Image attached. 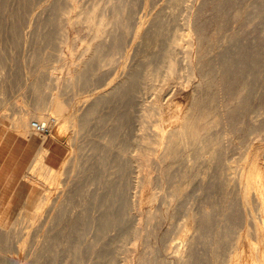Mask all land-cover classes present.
I'll use <instances>...</instances> for the list:
<instances>
[{"label":"rangeland","instance_id":"obj_1","mask_svg":"<svg viewBox=\"0 0 264 264\" xmlns=\"http://www.w3.org/2000/svg\"><path fill=\"white\" fill-rule=\"evenodd\" d=\"M19 1L22 3L20 4ZM99 1V5H102L100 7L101 11H107L108 9H110L109 5L111 6L115 3L112 2L115 0ZM126 1L128 2L127 4L130 5H127L128 10L126 11L124 18V23L127 26V35L125 34L124 36V39H126V45L124 46L125 51H123V57L121 56L120 58L119 55L116 56V59L119 56V59L117 60L120 64H118L117 61V63L114 65V69L113 67H106L97 72L94 77H92L93 82L91 86L93 88L98 86H100L101 88L102 86H105L104 88H106V85L109 84L113 80V78L115 79V77L119 76L120 73L122 74L123 72L129 70L130 67H132V69L135 67L133 71L136 72L137 70V74L142 77L143 74L148 70L156 69V67L162 60L161 58H163V55H165L167 50L169 49L171 40L181 33L180 31H182L185 22L190 19L193 27L196 28L199 32L201 45L199 46V48H197L198 50H195L194 59H196L195 61H200V66L194 70V78L190 80L191 82H188L185 76L186 72H184L186 60L182 52H177L175 50V61L177 63L175 68L177 67V72H175L170 82L161 90L162 92L157 91L155 88V86H158V82H146L145 80H142V93L140 102L142 103L143 108L142 113L146 116H143L142 118V124L144 126L143 134L147 133L146 136L148 135L147 137H149V139L153 138V131L155 130V125L157 124L158 120L157 113L159 107L166 108L168 106L174 107L175 105L179 107H186V105H189L191 103V97L196 96V99L198 97V99L196 100L197 102H203V106H207L205 107V109L208 111L206 112L209 115L210 119L212 118L211 120L213 121L216 120L210 132H212L213 136L215 137L219 135L221 136V139L223 140L222 142L220 141V146L223 147L220 148L219 146V148H217L215 145L214 149H212L211 147H209L210 149L206 148L205 150H203L205 153L203 151L201 152L202 154L204 153L203 155L200 154L201 156H199V151L194 152L192 150L190 153L193 156L195 153H198L197 155L195 154L196 156H198V158L195 156L192 157V155H190L189 153L188 155H190V157L188 158L192 157L191 160L188 158L187 160L186 158L176 160L177 162L174 163V167L176 169L171 166V169H166L167 172L166 170L164 171V174H167V179H165L166 183L164 182L163 185L154 184L156 183L155 178L158 173L154 170L152 164L146 165V168L144 167L145 170L143 168L140 174L132 175L133 179H138L146 172L143 176L148 175L149 177H151L152 185H150V188H154L155 190L153 191H155L156 193V201L154 202L152 208L156 209L158 206L161 207L164 204L163 206L165 207V212L168 211L166 212L167 214L164 212L165 215L163 213V215L159 216L158 218L152 219L151 221H146L145 219L147 209L142 208L143 210H138V208H136V211L130 212L129 215H127L125 218V220L129 222V224H127L126 222L123 228L121 227V225L118 227L116 226L115 229H112L110 233L105 237L103 235L101 236L99 232L98 236L94 238L97 239L100 237V240L97 239L95 240V242L93 240V236L95 235L90 232V230L86 229L88 228V226L83 225L84 228H82L81 224L79 225L80 227H76L77 229L71 228V224L69 222L72 219H69V221L66 219L62 220L60 224H63L64 226L62 225L61 227L59 225L58 227H56L57 230L54 228L51 235L52 238H57V236L60 238L61 236V241H68L67 239H69V242L71 244L69 242L68 244L72 247L76 246L75 248L78 251V259L76 260V264H100L101 262L103 264H138L141 259L142 261L145 259L143 261L144 264H179L174 250L182 248L181 235L183 233L182 227L184 225V222L187 221L186 219H188L190 215L198 213V215L201 216V210L204 208V210L209 214L207 215V220L204 219V229H199V232L193 231L190 233L194 236L192 248L193 257L195 255L196 257H194L195 259L192 257L193 260L191 258L192 261L189 260V262L192 264H210V256L212 253L216 255L217 260H220L224 256V254L230 250L229 242H226V239H224L223 237L226 229H229L231 238H233L238 233L244 234L247 231H253V229L250 228L252 227L251 220H249L245 216V214L241 212V210L239 211L237 209L238 206H236V203H233L234 201H236L234 200V197L228 196V199L227 197H225L227 196L226 192L224 189L222 190L223 185L218 177L220 176V167L222 168V164H224V161L230 166L229 173L231 175L229 174L228 178L232 177V179L235 178V180L238 179V175V177H240L247 174V171H249L255 164L259 165L261 168H264V0H182V2L181 0ZM90 2L91 0H74V5L76 4L75 6L77 7L82 5L87 6ZM70 3L69 0H0V63H2L0 64V85L2 84L0 87V90H2L0 91V214L4 212V203L8 202L10 206L9 209H7L8 211L6 210V212L8 213L10 218L17 224L14 225L12 229H6L10 232V234H8L10 238H8L7 236L8 240L5 237L3 238L1 236L2 234L0 235V242H2L0 244H4L3 242L7 240V243L5 242V244L7 247H9L8 249L10 250V252L13 253V258H16L17 260L20 259L22 261H27L29 259V254H31L33 249L35 248L36 242L41 239V237L43 236V232L45 233L46 231L45 229H39L38 226L36 227V225H38L37 223L30 222L29 220H26V218H23L24 216H22V214H24L25 212V205L31 198L36 197L37 193L38 196H48V198H52V201H58V199L63 196L65 187L61 185L59 187V190H55L53 186L49 185V183H43L44 180L42 181V178H37V180L34 181V178L31 177L33 173H30L29 171V166L31 165L19 170L18 168H15L13 160H10L8 162L3 161V156L17 151L16 148H13V142L16 140L17 136L23 138L25 137L22 136L23 134L20 135L12 129V124L14 123V121L19 116L24 114H26L31 120H35L36 111L35 102H33V99H35V93L32 88V80H41L43 83L40 84L43 85V87H48L51 84L49 78L46 75L48 72H51L53 70L56 75L58 74L57 76L59 77V79L63 81L67 77L68 63L70 62L69 60H67L69 56L66 57V55L68 54V52H70L72 53V55L74 53V56L77 55L78 57L82 53V50L86 42L88 41L89 34L88 30L86 29V25H79V23L73 22L64 27V30L66 29V47H63L64 50H61L62 52L57 51L59 53L58 55L56 54V52L54 53L55 48L57 47L56 50L58 49L59 36L57 35H59L60 33V25L58 24V21L60 20L59 15L61 10L64 9V7L68 6V4L70 5ZM15 33L17 34L16 36ZM142 34H149L147 35V38L146 36H142L144 39H146L147 43L143 38H141ZM139 39H142L143 42ZM140 42H142L143 45ZM69 45H71V47ZM63 51L67 52V54ZM161 53H163V55ZM260 53H262V55ZM34 55H36V58ZM59 55H61V59L59 58ZM78 62L79 59L74 63L76 64ZM95 62L96 61H92L91 65H94ZM252 63L254 65H252ZM1 65L3 70H1ZM123 66L126 69H121V67L123 68ZM199 71H201V73ZM3 74L4 77L6 76L9 79H7L6 77H2ZM20 74H22V76ZM110 74L116 75L115 77L112 76V78ZM243 74L245 78L243 77ZM108 76L111 77V79H109L110 81L108 80ZM105 77L107 78V80ZM212 77L213 81L211 79ZM4 79H6L8 82H5L6 80ZM209 82H213L211 86ZM41 85H39L40 90L41 88L43 89ZM206 86L208 87V89H210L208 90ZM246 90L248 93L246 92ZM47 92L48 91L46 89L45 93ZM86 93L89 94L88 92ZM198 93L200 96L198 95ZM38 95L40 96V93ZM44 95H42L41 97L44 98L47 96V94ZM70 95V93H65L63 98L65 96L68 98V96ZM83 96L85 95L83 94ZM66 97L64 98L65 100L67 99ZM74 98L75 103H77V105L74 104L76 105V107L74 106V108L79 111V114L81 112V109L84 108L83 104L81 103L84 98L76 96ZM156 104H158L159 106L157 105L158 107H156ZM225 105H228L229 109H224ZM152 107H156V109H158L156 110L154 108L156 110L155 111ZM105 108H103L104 111L102 109L103 112H101V114L103 113V115L104 113L106 114V111L108 112V110H105ZM133 108L135 109L134 111H136L137 107L135 101L133 102ZM33 113H35V116L33 115ZM135 115L136 114H133L134 117ZM134 117H132L131 120V122L134 121L133 123H131L133 133H129L130 138L132 139L130 140L128 138L129 141L126 142V135L123 134V137L121 134L119 135L120 137L118 136L119 139L117 138V141L120 142V140H124L129 145L134 142L133 137L136 133L134 131V128L136 127L135 119H133ZM217 121L219 122L218 124ZM95 123L97 122H92V126L96 125ZM102 127L104 128L103 124L100 127V123H97L96 130L91 127L92 129L88 131L89 134L87 133V131L84 133L80 130V128H77V131L79 130L77 136L81 141L85 135H88L92 138L95 135L99 134L100 131H102L98 130L100 128L103 129ZM28 134L29 135H26L25 138L36 139L45 148L51 146L53 151L52 154L56 155L60 159L59 164L63 159H67L68 155H71V157H73V154L76 153V149H73V152L72 149H69V147L67 146L68 143H66L67 141H65V139L64 141H53L50 138L49 133L45 138L43 137V139L39 135H36L32 132L28 131ZM71 134L73 135V133H70V136ZM79 140L76 142H79L81 144L82 142H80ZM79 143H77V145H80ZM134 144L132 143V148H134ZM212 151L215 152L213 153L214 155H211ZM86 152V154H90V151ZM86 154H84V157L86 156ZM76 156L77 159H75L74 164L69 163L65 168V173H68L61 177L62 181H66L67 178L72 179V177L74 178L77 175L81 165H79L81 156L79 157V153L76 154ZM154 156L155 155H153V158ZM105 157L107 158L103 157L102 160H106L101 161L102 165L103 162L104 165L107 163L104 170H102V168H97L98 170H100L99 172L97 169H94V171L92 170L93 175L91 173V176L87 177V175H85L84 177L86 181L94 182V185H92V187L89 186L90 190H93V188L95 190V187L97 186L100 179L103 181L105 180L103 179V176H107L106 179L110 178L109 174L112 169L110 168L111 165L109 162L111 158H109L110 156L108 155H105ZM199 157H201V159ZM210 158H213V164L209 163L208 165V162H205V164L204 161H208ZM182 160L183 162H181ZM253 162L256 163L253 164ZM44 164L49 167L45 162ZM59 164L57 165V168L59 167ZM75 165L77 166L75 167ZM177 165L180 167V169ZM106 166L109 168L107 169ZM185 166H187V168ZM188 166L192 167L189 168ZM211 167L213 168L211 169ZM172 168L174 170H172ZM178 170H180L181 173ZM27 171H29V173ZM189 171L191 172V174ZM262 171H264V169H262ZM179 173L181 174V177L177 176ZM95 174L97 176H103H101V178L100 176L97 178ZM171 174L174 176L171 177ZM183 174H187L186 177ZM198 174L200 176H198ZM168 175L170 178L168 177ZM216 175L219 176L213 177ZM175 176H177L179 179ZM190 176H194L195 178L193 177V179ZM175 178L178 181H181V179L183 178V183L182 181H176ZM215 178L217 181L219 180L218 182L220 184H218ZM199 180L201 182H199ZM212 182H217L215 183L216 186L212 184ZM153 185H156V188ZM170 185L173 187V190L172 187L169 188ZM157 186L159 188H157ZM218 186L219 188H217ZM175 189L177 190L175 191ZM47 190H51V192H48ZM75 190H77V193L74 196L75 203L78 202V199L81 200V198L88 202H91L90 195L81 193L79 191L80 188L78 187L75 188ZM137 191L138 189H133L131 192L132 195H136L134 199H137ZM171 191H173L174 193H172ZM168 192L172 195L168 194ZM176 192H178V195L176 194ZM166 194L168 196H166ZM88 196L90 199L88 198ZM166 197L168 198L166 199ZM253 198L254 196L252 195V214L253 216H255V218H257L256 220L259 221V216L257 213L258 211L257 209H255L256 206ZM229 199L231 202L229 201ZM223 202L225 203V205H223ZM230 203H233L230 206L232 210H230V212L232 213L230 214V216L229 214H227L228 217H226L227 210L225 208L226 205ZM166 205H168V207ZM235 208L237 210H235ZM78 210L79 209H76V211ZM190 210H192L193 212L195 211V213L193 214V212H190ZM75 218L76 216L73 217V219ZM247 219L249 220V222ZM142 220H144L145 222ZM18 221L20 223H18ZM132 221L135 223H133ZM137 221H140L142 223L141 228L133 229V227L130 225H132L131 223L138 225ZM206 221H208L209 223ZM65 222L67 224H65ZM248 228L250 229L248 230ZM69 233L70 238L72 237L71 239L69 238ZM73 234L77 235L74 237ZM63 235H65V238H63ZM73 238L75 239V241ZM91 242L93 243L90 245ZM212 242L213 245H211ZM56 243L57 242H55L54 244L56 245ZM54 244L52 250H54ZM55 248L57 249H55L52 254L56 253V257H62L60 259L56 258L54 262L55 264H63L64 261H66V259L64 258L66 251L64 250L63 246H55ZM182 249H184V247ZM103 256H105L107 260L105 258L102 259Z\"/></svg>","mask_w":264,"mask_h":264},{"label":"bare ground","instance_id":"obj_2","mask_svg":"<svg viewBox=\"0 0 264 264\" xmlns=\"http://www.w3.org/2000/svg\"><path fill=\"white\" fill-rule=\"evenodd\" d=\"M99 2H100L99 0H91V2L87 6L82 5V6L77 7V6H75L76 4L74 5V0H69L70 5L68 4V6L64 7V9L61 10L60 15H59L60 20L58 21V24L60 25V27H59L60 33H59V35L56 34L57 36H59L58 49L56 50V48H57L56 47L55 48L56 51L54 50V53L56 52V54L58 55L59 54L58 52L61 50H64L63 47L64 48L66 47V44H67L65 41L66 40V35H65L66 29L64 30V27L66 25L73 23V22L79 23V25L80 24L86 25V27H87L86 29L88 30V34H89L88 41L86 42V44L82 50V53L78 57H77V55L74 56L75 55L74 53L72 55V53H70V52H68V54H67V52L63 51L67 54L66 57L69 56L67 60L70 61V62L67 61V62H69L68 68H67V77L63 81H61V79H59V77L57 76L58 74L56 75L53 72V70L51 72H48L46 75L49 78L50 84H51L48 87L47 86L43 87V85H41L43 83L41 80H34V81L32 80L33 84L32 83L31 84L33 85L32 88H33V91L35 93V97H34L35 99H33V98L32 99H33V102H35L36 116L34 115L35 113H33V115L35 116L36 121L31 120L26 114H24V115L19 116L14 121V123L12 124V129L15 130L20 135L23 134L22 136H25V137H26V135H29L28 131L34 133L31 129V123L33 121L38 122L41 125H45V127L48 129L49 136L53 141H61V140L64 141V139H65V141H67L66 143H68L67 146L69 147L70 150L72 149V152H73V149H76L75 150L76 153H74L75 156L78 153H79V157L81 156L80 157L81 160L79 163V165L81 164L80 168L78 170L77 175L74 178L73 177H72V179L67 178L69 180L66 179V181H62L61 177L64 176L66 173H68V172L65 173V171H66L65 168L68 166L69 163L74 164V161H75V159H77V156L75 157L74 154L71 153V154H73L74 158L71 157V155L70 156L68 155L67 159H63L61 161L58 168L53 169V168L47 167L44 164L43 159L47 155L48 150L44 146H42V144H41V147L39 145L40 148L38 147L39 150L37 149V152L35 153L36 154L35 158L32 160L33 162L31 164V166H29V171H30V173H33V174L32 175L29 174V175H31V177L34 178L33 179L34 181H36L37 178H42V181L44 180L43 183L44 182L49 183V185L53 186V188L55 190H57V189L59 190V187L61 185L63 187H65V190L63 191L64 192L63 196L60 199L57 198L58 201L57 200L52 201V198H48V196L47 197L38 196V193H37L36 197L31 198L28 203L26 202L27 204L24 207L25 212H24V214H22V216H24L23 218L24 219L26 218V220H29L30 222L37 223L38 225H36V227L38 226L39 229H45L46 230L45 233L43 232V236L41 237V239L36 242L35 248L33 249L32 253L29 254L30 257L27 256L29 258L27 261H22L20 259L17 260L16 258H13V255H12L13 253L10 252V250L8 249L9 247H7L5 244V242L8 240V238H10V236H8V234H10V232L7 231L6 229H12V227L14 225H17V224L14 220H12L10 218V216L6 212V210L9 209L10 204L8 202L4 203V205H3L4 212H2L0 214V235L2 234L1 236L3 238L4 237L7 238V236H8V238L5 242H3L4 244H0V264H55V262H54L55 259L56 258L60 259L62 257V256L56 257V255H57L56 253H55L56 255L52 254V252L55 249H57V248H55V246H63L64 250L66 251V254L64 253L65 254L64 258L66 259V261H64L63 264H76V262H77L76 260L78 259L77 258L78 251L75 248L76 246L75 247L70 246L68 244L69 239H67L68 241H65V240L61 241L60 240L62 238L61 236H60V238L58 236H57V238H54V237L52 238V235H51L54 228L56 229V227H58L59 225L62 227L63 224H60L62 220L66 219L69 221V219H72L69 222L71 224L70 225L71 228H76L81 224H82L81 225L82 228H84L83 225L88 226V228H86V229L90 230V232H92L95 235V236H93V238H94V237L98 236L99 232H100L101 236L102 235L104 237L107 236L112 229H115L116 226L118 227L121 225V227L123 228V226H125V224L127 222L125 220L126 216L129 215L130 212L136 211L135 210L136 208H138V210H141L142 208L147 209L146 210V219H145L146 221L147 220L151 221L152 219L158 218L159 216L163 215V213L165 212V207L163 206L164 205L163 204L161 207L158 206L159 208L158 207L156 209L154 208L155 210L152 208L154 202L156 201V193H155V191H153V190H155L154 188H150V185H152L151 177H149L148 175L143 176L146 172L143 175L141 174L143 177L142 176L140 178L137 177L138 179H133L132 175L133 174H140V172L143 170V168L146 165L152 164L154 170L157 171V173H158L156 178H155L156 183H154V184H156V185L162 184L163 185V183L165 182V179H167L166 178L167 174L165 175L164 171L168 168L171 169V166L174 167L175 166L174 163L177 162L176 160L183 159V158H186V160H187V158L190 157V155H192L190 153L192 150L194 152L199 151V156H201L205 153L203 150H205L206 148L211 147L212 149H214L215 145L217 148H219L220 141L222 142V140H223V139H221L220 135L215 137V136H213V133L210 132L212 130L213 124H215L216 120L213 121V120H211L212 118L210 119L209 115L207 114L208 111L205 109V107H207V106L204 107L202 104L203 102L202 103L197 102L196 100L198 99V97L196 99V96L195 97L190 96L191 97V103L189 105H186V107L185 106L179 107V106L175 105L174 107L168 106L166 108H163V107H159V109L157 108L158 109V113H157L158 120H157V124L155 125V130L153 131L154 134L152 133L153 138L149 139V137H147L148 135L146 136L147 133L143 134L144 126L142 124V118L145 115H143V113H142L143 108H142V103L140 102L141 93H142L141 92L142 91L141 90L142 89V87H141L142 86V80H145L146 82L147 81L156 82V83L158 82V86H155V88L157 91H161L170 82V80L174 76L175 72H177L176 71L177 67L175 68V66L177 64L175 61V54H174L175 50L177 52L178 51L182 52L183 56L186 60V66H185L184 72H186L185 76H186L188 82L192 78H194L193 72L196 68H198L200 66V61H195L196 59H194V52L201 45L199 32L196 28L193 27L191 20L188 18H186V19H188L187 21L185 20L186 22H185L184 27L182 28V31H180L181 33L171 40V43L169 45V49L167 50L166 54L163 55V53H161L163 55V58H161L162 59L161 62L159 60L160 63L158 64L156 69H154V70L151 69L152 71L148 70L147 72H145L143 74V77H142V76H139L137 74L136 69H135L136 72L133 71V69L135 67L133 69H132V67H130V69H132V70L129 69V70L123 72L122 74L120 73V75L118 74L119 76H117V77H115L116 74L115 75L110 74L111 77L114 76L115 79L112 77L113 80L109 84L106 85V88H104L105 86L104 87L102 86L103 88L102 87L100 88V86H98V87L94 86L95 88H93L91 86L92 82H93L92 77H94V75L97 72L102 70V68H106V67L112 68L113 67V69H114V65L117 63V61H118L117 59H119L118 57L119 56H120V58H121V56L123 57V53H124L123 51H125L124 46L126 45V43H125L126 39H124V36L127 32V26L124 23V21H125L124 18H125L126 11L128 10V7H127L128 2L126 0L112 1L115 3L112 4L111 6L109 5L110 9H108L107 11H105V10L101 11L100 7L102 5H99ZM181 2H182V0H181ZM21 3L22 2H20V4ZM129 3H130V1H129ZM104 7H106V6H104ZM107 7H108V5H107ZM129 17H130V15H129ZM14 20H15V18H14ZM50 20H51V18H50ZM42 24H44V23H42ZM156 24H157V22H156ZM163 25H164V23H163ZM46 26H47V24H46ZM13 28H11V29H13ZM157 30H158V27H157ZM147 31H149V30H147ZM17 32H19V31H17ZM200 32H201V30H200ZM12 33H13V31H12ZM16 35L17 34L15 33V36ZM147 35H149V34H147ZM147 35L142 34L141 38H143L142 36H146V38H147ZM35 38H36V36H35ZM202 38H204V37H202ZM139 40L143 42L142 39H139ZM144 40L146 41V39H144ZM145 41H144V44H145ZM148 41H149V38H148ZM53 42H54V40H53ZM142 42H140V43L142 44ZM146 43H147V41H146ZM138 45H139V43H138ZM48 46H49V43H48ZM69 46L71 47V45H69ZM69 49H68V51H69ZM72 50H74V49H72ZM72 50H71V52H72ZM143 50H146V49H143ZM224 52H225V50H224ZM65 53H62V54H65ZM260 54L262 55V53H260ZM36 55H34L35 58H36ZM117 55H119V56L116 59ZM41 56H42V54H41ZM60 57H61V55H59V58ZM229 58H231V57H229ZM78 59H79V62L75 64L74 62L77 61ZM44 61H46V60H44ZM92 61H96L94 65H91ZM231 62H233V61H231ZM183 63H184V61H183ZM0 64H2V63H0ZM118 64H120L119 61H118ZM124 65H126V64H124ZM252 65H254V64L252 63ZM154 68H155V66H154ZM121 69H126V68H124V66H123V68L121 67ZM149 69H150V67H149ZM1 70H3L2 65H1ZM201 71H199V72L201 73ZM215 72H216V70H215ZM204 73H203V75H204ZM20 75L22 76V74H20ZM105 75H107V74H105ZM200 76H202V75H200ZM251 76H252V74H251ZM2 77H4V74ZM111 77H109L108 80L111 79ZM243 77H244V74H243ZM7 79H9V78H7ZM10 79H13V78H10ZM37 79H38V77H37ZM200 79H202V78H200ZM211 79L213 81V77ZM211 79H209V80H211ZM4 80H6V79H4ZM106 80H107V78H106ZM0 81H1V78H0ZM5 82H8V81L6 80ZM22 82H23V80H22ZM1 83H3V82H1ZM204 83H205V81H204ZM212 83L213 82L210 83V86ZM38 84L41 85V87H43V89L41 88V90H40ZM1 85H0V87H1ZM46 89L48 91L47 93H45ZM207 89H208V87H207ZM0 91H2V90H0ZM86 92H88L89 94H87ZM246 92H247V90H246ZM39 93H40V96L38 95ZM43 93L47 94V96L44 98L41 97L42 95H44ZM65 93L71 94L70 96H68V98L65 96L67 98L66 100L64 99L65 97L63 98ZM158 93H160V92H158ZM83 94L85 96H83ZM198 95H199V93H198ZM75 96L84 98L83 101L81 102L83 104L84 108L82 107L83 109H81V112L79 114H78L79 111L76 108H74V106L76 107V105H77V103H75V101H74ZM204 96H205V94H204ZM134 101L136 102V107H137L136 111H134L135 109L133 108V102ZM200 101H201V99H200ZM237 102H238V99H237ZM239 102H240V100H239ZM74 104H76V105H74ZM157 105L158 104H156V107L159 106V105L158 106ZM156 107H154V108L156 109ZM228 107H229L228 105L227 106L225 105L224 109L227 110V109H229ZM103 108H105V110L106 109L108 110V112L106 111V114L104 113V115H103V113L101 114V112L104 111ZM102 109H103V111H102ZM226 110H224V111H226ZM133 114H136L135 117L133 116ZM132 117H134L133 119H135V123H136V127L134 128L135 129L134 131L136 133L134 134V137H133L134 142H132L133 144L135 143L133 145L134 148H132V143H131V145L126 143L127 141H129V139L130 140L132 139V138H130V135H129V133H131V134L133 133L132 132L133 129L131 128V123H133L134 121L131 122ZM94 121L97 123H100V127L102 124L104 125V128L102 127L103 129L97 128L98 130H102V131H100L99 134L95 135L92 138L89 137L88 135L84 136V134H83L84 137L81 136V137H83L82 141L79 140V137L77 136V133L79 130L77 131V128H80V130L83 131L84 133L86 131L88 133V131L90 129H92L91 127H93V129L96 130L97 123H95L96 125L92 126V122H94ZM218 123L219 122L217 121V124ZM7 127H10V126H7ZM70 133H73V135L71 134V136H70ZM34 134H36V133H34ZM121 134H122V136H123V134L126 135L125 136L127 139L126 142L124 140H122V141L120 140V142L117 141L119 139L118 136ZM29 137H32V136H29ZM43 137L45 138L46 136H43ZM43 137H42V139H43ZM77 137H78V139H77ZM78 140L82 143L80 144L79 142H76ZM75 143H76V145H75ZM77 143H79L80 145H77ZM221 147H223V146H220V148ZM222 149H224V148H222ZM86 151H90V154L89 153L86 154L87 153ZM202 151L204 152L203 154L201 153ZM215 152H217V151H215ZM215 152L212 151L211 155H214L213 153H215ZM80 153H81V155H80ZM189 153H190V155H188ZM206 153H207V151H206ZM84 154H86L85 157H84ZM195 154L197 155L198 153H195ZM195 154H194V156L198 158V156H196ZM105 155H108V156H110L109 158H111L110 162H109L111 165L110 168L112 169V171L109 174L110 178L106 179L107 176L105 177V176L101 175V176H103V179H105V180L103 181L100 179L101 181L99 180L97 186L95 187V190H94V188H93V190H90L89 186L92 187V185H94V182L86 181L84 177H85V175H87V177L91 176V173L94 171V169L102 168V170H104L105 165L107 163L104 165V162H103V165H104L103 166L101 161L106 160V159L102 160L103 157L107 158V157H105ZM153 155H155L154 158H153ZM194 156L192 155V157H194ZM192 157L188 158V159L191 160ZM216 157H217V155H216ZM199 158L201 159V157H199ZM213 158H210L211 160L207 159L208 161H204V163L208 162V165H209V163L213 164V162H212ZM181 162H183V160ZM187 163H188V161H187ZM216 163H214V164H216ZM254 163H256V162H253V164ZM70 166H72V165H70ZM76 166L77 165H75V167ZM205 166H207V165H205ZM185 167L187 168V166H185ZM188 167L191 168L192 166L191 167L188 166ZM108 168L109 167H107V169ZM145 168H144V170H145ZM212 168L213 167H211V169ZM70 169H71V167H70ZM179 169H180V167H179ZM182 169H183V167H182ZM182 169H181V172H182ZM262 169H264V168H261L259 165L255 164L249 171H247V174H245L244 176H240V177H238L239 176L238 175L237 176L238 179L235 180V178L232 179V177L228 178V175L230 174L229 173L230 172V166L227 163H225V161H224V164H222V168L220 167L221 171L219 170L220 176L219 175L213 176V177L219 176L218 178L223 185L222 190L224 189L226 192V195H227L225 197H227V199H228V196L234 197V200H236V201L233 200L234 201L233 203H236V206H238L237 209L239 211L241 210V212H243L245 214V216L249 220H251L252 227H250V228H252L253 231L252 230H251V232L247 231L244 234L238 233L233 238H231L230 234H229V229H226L223 237H224V239H226V242L227 241L229 242L230 250L227 251L220 260H217L216 255L214 253H212L210 256V264H264V171H262ZM172 170H174V169L172 168ZM216 170H214V171H216ZM29 171H27V172L29 173ZM98 171L100 172V170H98ZM146 171H147V169H146ZM178 171L180 172V170H178ZM166 172H167V170H166ZM150 173H151V171H150ZM180 173L178 175L177 174H175V175L181 177ZM184 173H186V172H184ZM194 173H196V172H194ZM187 174H183V175H185V177H186ZM190 174H191V172H190ZM239 174H240V172H239ZM92 175H93V173H92ZM169 175H168V177H169ZM99 176H97V178ZM101 176H100V178H101ZM173 176L174 175L171 174V177H173ZM177 176H175V177L178 178ZM198 176H200V175L198 174ZM24 177H25V175H24ZM153 177H155V176H153ZM193 177H191V178H193ZM182 179H181V181H182ZM187 179H188V177H187ZM215 180H216V178H215ZM176 181H178V180L176 179ZM201 181H202V179H201ZM201 181L199 180V182H201ZM217 182H215V183H217ZM182 183H183V181H182ZM187 183H188V181H187ZM215 183L212 182V184H214L216 186ZM218 184H220V183L218 182ZM49 185H47V186H49ZM156 185L155 186L153 185V186L156 188ZM178 186H181V185H178ZM77 187L80 188L79 191L81 193H84V194L91 196V199L88 196V198L91 200V202H88L82 198H81V200H79L77 198L79 203L78 202L75 203L74 196L77 193V190H75V188H77ZM171 187L172 186L170 185L169 188H171ZM157 188H159V187L157 186ZM160 188H161V186H160ZM217 188H219V186ZM133 189H138L137 199H134V197H136V195L134 193H133L134 195H132V193H131ZM172 190H173V187H172ZM176 190L177 189H175V191ZM48 192H51V190H49ZM171 192L174 193L173 191H171ZM177 193L178 192H176V194ZM39 194H40V192H39ZM168 194H170V193L168 192ZM170 195H172V194H170ZM252 195L254 196L253 199L255 201V206H256L255 209H257V211H258L257 213L259 216V219H258L259 221H257L256 220L257 218H255V216H253V214H252L253 213L252 207H251V201H252L251 196ZM164 196H163V198H164ZM166 196H168V195L166 194ZM82 197H83V195H82ZM88 198H87V200H88ZM167 198L168 197H166V199ZM166 201H168V200H166ZM229 201H230V199H229ZM162 202H163V200H162ZM232 204L230 203V204L226 205V208H225L227 210L226 217H228L227 214H229V216H230V214L232 213V212H230V210H231L230 206ZM223 205H225V203ZM166 206L168 207V205H166ZM76 209H79V210L76 211ZM237 209L235 208V210H237ZM191 211L192 210H190V212ZM201 211H202L201 216L198 215V213L194 214L195 211L194 212L192 211L194 215H190L188 217V219H186L187 221L184 222V225L182 224L183 225V227H182L183 233L181 235V247L182 248L184 247V249L179 248L178 250H174V253L176 254V258H177V261L179 264H189L190 263L189 260H191V258L193 257L192 246H193L194 236L191 235L190 233L193 231L199 232L200 231L199 229H204V223H205L204 219L208 218L207 215H209L208 212H206L204 210V208ZM166 212H168V211H166ZM165 213H164V215H165ZM72 216L73 217L76 216V218L73 219ZM144 218H145V215H144ZM26 220H24V221H26ZM249 220H248V222H249ZM68 221H66V222H68ZM142 221H144V220H142ZM66 222H65V224H67ZM80 222H83V223H80ZM137 222H138L137 223L138 225L133 224V223H135V222H133V223H131L132 225H130V226H132L133 229H140L142 223L140 221H137ZM206 222H208V221H206ZM18 223H20V222L18 221ZM127 224H129V222H127ZM70 227H67V228H70ZM126 227H128V226H126ZM143 227H144V225H143ZM182 228H180V229H182ZM250 228H248V230ZM127 229H129V228H127ZM73 231H71V232H73ZM58 232H57V234H58ZM60 232H61V230H60ZM62 233H63V230H62ZM53 234H55V233H53ZM76 235H74V237ZM54 236H56V235H54ZM64 236L65 235H63V238H65ZM69 238H70V233H69ZM99 238H97V239H99ZM97 239L94 238L93 239L94 242ZM74 241H75V239H74ZM55 242H57L56 245L54 244ZM0 243H2V242H0ZM92 243L93 242H91L90 245ZM53 244L55 245L54 250H52ZM211 245H213V242ZM59 250H60V248H59ZM136 252H135V254H136ZM141 252H140V254H141ZM212 252H213V250H212ZM61 255H63V254H61ZM130 257H131V255H130ZM136 257H138V256H136ZM194 257H196V255ZM104 258H105V256H103L102 259H104ZM193 258H192V260H193ZM143 261L141 259L138 262V264H144ZM190 264H192V263H190Z\"/></svg>","mask_w":264,"mask_h":264},{"label":"crops","instance_id":"obj_3","mask_svg":"<svg viewBox=\"0 0 264 264\" xmlns=\"http://www.w3.org/2000/svg\"><path fill=\"white\" fill-rule=\"evenodd\" d=\"M39 145L41 147V144L36 139L17 136L16 140L13 142V148H16L17 151L3 156V161L8 162L13 160L15 168H18L19 170L24 169L33 162L32 160L35 158V153L37 152V149L39 150L40 148ZM47 148L48 153L44 158V162L50 168H57L60 159L52 154L53 151L51 146H48Z\"/></svg>","mask_w":264,"mask_h":264},{"label":"built area","instance_id":"obj_4","mask_svg":"<svg viewBox=\"0 0 264 264\" xmlns=\"http://www.w3.org/2000/svg\"><path fill=\"white\" fill-rule=\"evenodd\" d=\"M31 129L34 133H36L40 137L48 135V129L45 127V125H41L38 122L33 121L31 123Z\"/></svg>","mask_w":264,"mask_h":264}]
</instances>
